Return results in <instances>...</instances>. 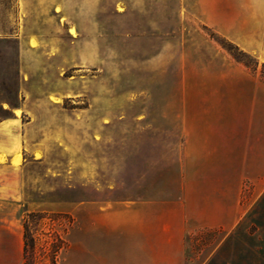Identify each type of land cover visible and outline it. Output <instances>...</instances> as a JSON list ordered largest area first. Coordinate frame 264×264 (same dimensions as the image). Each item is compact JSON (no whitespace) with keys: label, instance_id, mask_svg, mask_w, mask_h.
<instances>
[{"label":"rangeland","instance_id":"374dc122","mask_svg":"<svg viewBox=\"0 0 264 264\" xmlns=\"http://www.w3.org/2000/svg\"><path fill=\"white\" fill-rule=\"evenodd\" d=\"M12 1L0 0V264H22L29 212L57 216L54 228L66 244L57 264H94L96 256L103 263L127 243L105 231L104 204L144 197L146 182L159 175L165 193L174 192L182 82L190 97L195 70L226 65L264 83V63L199 13L225 7L234 24L249 4L15 0L13 15ZM263 198L264 191L231 232L187 237L185 264H264L256 252L264 241V211L256 208Z\"/></svg>","mask_w":264,"mask_h":264},{"label":"crops","instance_id":"0c3cea01","mask_svg":"<svg viewBox=\"0 0 264 264\" xmlns=\"http://www.w3.org/2000/svg\"><path fill=\"white\" fill-rule=\"evenodd\" d=\"M243 1L249 6L234 24L227 23L233 12L225 7L199 13L206 26L264 63V0ZM187 88L182 82L174 192L165 193L167 181L159 175L146 182L144 197L105 203V231L127 243L117 245L119 255L103 263L96 256L94 264H185L187 237L231 232L263 193L264 83L225 65L195 70L190 97ZM247 185L250 197L242 202Z\"/></svg>","mask_w":264,"mask_h":264},{"label":"trees","instance_id":"16d2710c","mask_svg":"<svg viewBox=\"0 0 264 264\" xmlns=\"http://www.w3.org/2000/svg\"><path fill=\"white\" fill-rule=\"evenodd\" d=\"M15 0L11 3L10 11L16 14ZM4 19L0 17V32L5 33ZM259 212L264 211V198L257 203ZM255 213H253L254 215ZM252 213L248 215V218ZM56 215L43 212H29L22 219V264H57L60 252L65 248V240L55 230ZM252 226H260L254 220ZM263 228L264 225L261 224ZM255 228V227H254ZM252 231H255V229ZM264 239V233H263ZM256 248V252L264 258V241Z\"/></svg>","mask_w":264,"mask_h":264}]
</instances>
